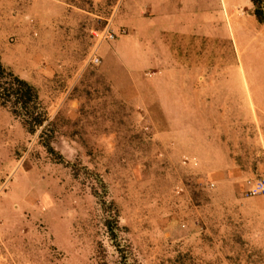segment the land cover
<instances>
[{
	"label": "rangeland",
	"instance_id": "obj_1",
	"mask_svg": "<svg viewBox=\"0 0 264 264\" xmlns=\"http://www.w3.org/2000/svg\"><path fill=\"white\" fill-rule=\"evenodd\" d=\"M123 1L113 0L103 11L107 20L91 27H108L114 36L105 40L127 49L121 38L130 32L112 23ZM171 42L178 47H164L143 73L144 91L154 95L142 101L130 88L119 93L138 83L134 74L105 75L115 56L104 65L78 56V48L21 57L0 41V62L34 86L47 116L28 133L0 105V264H264V193L246 195L241 187V179L246 186L264 181V45L241 41L228 71L215 66L231 63L227 48L217 55L205 41L197 53L195 40ZM137 59L118 60L127 68ZM77 62L83 67L71 65ZM221 79L245 84L230 89L240 102L229 106L241 119L215 120L210 82ZM171 80L203 83L195 91L205 100L187 122L236 129V147H250V176L242 168L213 177L209 165L196 167L195 156L165 150L163 114L147 104L168 95Z\"/></svg>",
	"mask_w": 264,
	"mask_h": 264
},
{
	"label": "crops",
	"instance_id": "obj_2",
	"mask_svg": "<svg viewBox=\"0 0 264 264\" xmlns=\"http://www.w3.org/2000/svg\"><path fill=\"white\" fill-rule=\"evenodd\" d=\"M261 1L264 13V0ZM112 2L113 0H0V41L4 42L3 49L9 50L11 55L21 57H45L78 48V56L85 54L89 62L92 56L97 57L101 65H104L105 57L110 54L115 56L116 61L112 60V63L106 65L105 75L123 71V77L127 75L128 78L130 75V80L131 74H134L138 83L135 86L128 84L118 87L119 93L123 95V90L130 88L135 91L134 96L143 101L145 94L148 97L154 95L149 89L144 91L146 81L143 73L150 70L149 67L154 65V56L162 53L164 47L176 48L177 45L172 44L171 40H195L198 42L197 53L204 48L205 41H211L218 47L217 55L221 54V47L227 48L232 54L231 63L215 66L228 71L236 67V57L242 53L241 41L250 44L262 42L264 45V22L257 21L251 0H124L112 21L116 27L123 24L130 32L126 40L121 38V43L128 41L129 48L124 49L118 46V39L112 42L102 39L103 28L91 27L96 21L100 24L102 20H107L103 11ZM125 54L138 57L135 64H128L129 67L125 68L118 60L119 56ZM144 57H152L151 62ZM44 63L46 61L39 62L40 66H44ZM77 64L78 62L71 65ZM83 64L81 62L78 65L83 67ZM241 82L225 79L210 82L213 89L210 99L217 106L215 120L242 118L236 115L233 106H229L240 102L230 89L246 87ZM194 84L189 86L187 80H171L166 84L173 89L168 95H163L159 100L148 101V109L153 107L163 114L165 150L171 154L195 156L196 167L209 165L214 170L211 173L213 177H224L226 169L232 175H238L242 173V168L250 176V147L245 141L240 142V148L236 147V129L228 127L225 122H219L215 129L204 123L197 128L187 122L189 117L192 118V113L200 111L197 104H203L205 100L195 91L203 83ZM189 88L193 90L190 96ZM239 132L241 135L246 133L243 129ZM216 180L214 178L212 181H219ZM241 184L242 190L247 187L242 179Z\"/></svg>",
	"mask_w": 264,
	"mask_h": 264
},
{
	"label": "trees",
	"instance_id": "obj_3",
	"mask_svg": "<svg viewBox=\"0 0 264 264\" xmlns=\"http://www.w3.org/2000/svg\"><path fill=\"white\" fill-rule=\"evenodd\" d=\"M253 14L258 22H264L261 0H251ZM0 105L5 106L20 119L28 133H34L44 126L47 116L33 85L14 74L0 62ZM43 147L52 152L48 140L42 141Z\"/></svg>",
	"mask_w": 264,
	"mask_h": 264
},
{
	"label": "built area",
	"instance_id": "obj_4",
	"mask_svg": "<svg viewBox=\"0 0 264 264\" xmlns=\"http://www.w3.org/2000/svg\"><path fill=\"white\" fill-rule=\"evenodd\" d=\"M119 32L123 33V30H120ZM114 36V32H112L108 27H104L101 31V38L102 39H112ZM91 62L97 63L98 58L92 56L90 59ZM264 193V181L260 178L247 180V187L245 190L246 195H255V194H262Z\"/></svg>",
	"mask_w": 264,
	"mask_h": 264
}]
</instances>
